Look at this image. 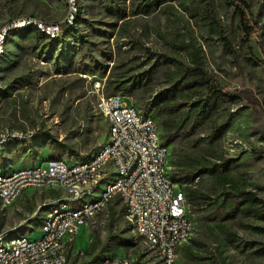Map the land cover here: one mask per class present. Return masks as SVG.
Instances as JSON below:
<instances>
[{
    "label": "rangeland",
    "instance_id": "1",
    "mask_svg": "<svg viewBox=\"0 0 264 264\" xmlns=\"http://www.w3.org/2000/svg\"><path fill=\"white\" fill-rule=\"evenodd\" d=\"M245 1L250 17L261 28L249 40L226 0H74L76 22L74 18L66 21V0H0V29L20 17L57 24L58 32L47 34L50 38L59 35L63 24L75 28L53 46L47 38L24 40L14 32L6 35L0 57V128L16 131L22 139L1 148L0 172L40 163L45 166L50 159L67 163L90 159L108 135V124L96 109L98 97L107 94V84L115 80H138L127 82L126 89L115 94L124 93L127 101L131 98L159 128L163 115L155 114L152 104L170 87V72L198 66L202 85L197 94L212 87L240 97L223 101L212 116L217 125H224L212 143L208 142L212 132L208 120L192 137L205 138L198 146L191 140L165 145L167 173L172 175L183 152L224 164L231 179L228 190L234 186L252 192L260 200L255 206L260 216L239 214L220 220L223 213L216 205L188 206L193 229L190 239L178 247L173 264H264V2ZM144 6L153 10L144 13ZM161 55L174 62H164ZM245 91L251 97L241 94ZM183 94L178 99L186 102L197 95L192 91ZM47 137L60 148L43 147ZM174 182L185 196L187 185L181 177ZM193 186L212 197L222 190L206 175L195 178ZM58 195L56 189L28 187L12 204L0 200V232L13 230L39 238L34 220H41L45 203ZM116 199L108 203L114 207L112 229L133 236ZM108 210L106 206L81 226L68 264H79L82 258L74 263L72 257L96 238L105 237ZM225 232L233 233L235 241L229 242ZM133 238L135 246L111 253L134 260L137 253H144L152 263L162 264L156 250L139 237ZM191 238L202 245L191 243ZM188 252L201 258L187 257Z\"/></svg>",
    "mask_w": 264,
    "mask_h": 264
},
{
    "label": "trees",
    "instance_id": "2",
    "mask_svg": "<svg viewBox=\"0 0 264 264\" xmlns=\"http://www.w3.org/2000/svg\"><path fill=\"white\" fill-rule=\"evenodd\" d=\"M191 2L193 0H190ZM230 6H232L239 18V25L243 31L246 40L258 35L260 29L257 26V22L253 20L249 13V5L245 0H226ZM264 2V0H263ZM153 10L150 6H144L142 12L150 13ZM78 16L75 15L74 22L77 21ZM75 28L69 24H63L60 27V33L56 37L50 38L49 35L41 31L35 24L29 23L24 29H12L7 34L8 36L12 33L14 36L20 35L21 39L24 40H40L49 39L48 45L53 46L57 44L61 39L69 36ZM164 58V62H174L172 58L161 55ZM199 67H180L175 71L170 72L169 77L172 80L170 87L161 92L160 97L154 100L152 107L154 108V113L158 116L163 115L159 130V138L163 145L171 144L177 140H191L195 146L199 143L205 141V138H198L196 140L192 139L195 132L200 124L204 121L210 120L212 132L209 136V143L218 139L223 131L222 124L217 125L216 121L212 119V116L220 107L221 103L225 100H236L240 97V94H233L227 92L226 90L216 89L209 87L205 93H198V87H201L202 82L199 78ZM130 82L138 83L135 77H132ZM127 80H115L112 83L107 84V94L114 95L115 92L119 90H125L127 87ZM187 91H192L196 97H193L189 102L180 101L179 97L185 96L183 93ZM245 97H251L249 92L245 91ZM122 96H125L122 93ZM158 126V125H157ZM7 143L8 144H11ZM43 147L49 148H60L59 143H53L49 141V137L44 139L42 142ZM176 169L173 170L170 176L171 180L174 182L177 177H181L182 182L187 185L184 195L188 206L191 208L216 205L217 208L221 210L223 216L220 220H227L229 218L235 217L236 215H256L255 208L256 203L260 200L252 192H245L237 187L230 188V175L226 172V167L224 164L212 161L206 158L204 155H190L183 152L177 161ZM208 176L214 180L215 185L221 188L220 195L212 197L210 192L203 191L199 188L192 187L195 178L202 176ZM117 200V199H116ZM108 215H109V227H107V233L105 237L100 239H95L88 244L85 250L81 254H76L72 257V262H76L78 258H82L79 264H92L95 263L99 258L105 255H115L116 253H111L114 249L118 248H129L135 246L134 238L131 235L124 236L125 230H113V214L114 207L109 204L107 205ZM40 224V218L34 220V225ZM129 227V226H128ZM259 229V228H257ZM225 238L229 242L235 241V236L231 232H225ZM190 239V238H189ZM191 243L200 246L202 245L196 239L191 238ZM188 246L187 248H189ZM179 250V249H178ZM187 257H198L196 254L188 252L185 254ZM137 264H156L152 263L149 259H146L144 253H137L136 256Z\"/></svg>",
    "mask_w": 264,
    "mask_h": 264
},
{
    "label": "bare ground",
    "instance_id": "3",
    "mask_svg": "<svg viewBox=\"0 0 264 264\" xmlns=\"http://www.w3.org/2000/svg\"><path fill=\"white\" fill-rule=\"evenodd\" d=\"M74 0H72L71 5V15L69 21H72L73 10H74ZM264 18V13H263ZM31 23L30 21H20L16 26H11L4 28L0 32V57L3 51V45L7 33L12 29H17L19 27H24ZM41 31L51 36H54L52 32L45 28L41 24H35ZM96 109L100 110V101H97ZM100 113V112H99ZM131 114L134 118L150 119L151 115L141 112L135 105L131 106ZM108 124V135L104 144L93 154V156L85 161H77L73 163H67L60 159H50L47 162L50 164L68 166V169H76V163L81 166H90L99 161L102 152L106 150L107 147H115V125L114 123ZM152 126L150 132V143L152 146H156L157 149L164 150L163 162L166 165H160V177L163 178L168 183H173L170 176L167 173V156L168 150L165 145H163L159 138L157 124L152 117ZM6 130L9 132H14V136H2L0 137V150L7 143L14 142L16 140L22 139V134L8 129L0 128V132ZM145 160V152H140V150L131 151V158L128 161V166H125L122 159L119 156H106V159L96 163V166L90 167L88 172L78 175L75 180L65 181L63 180V174H54V179H43L40 181H31L28 184L19 185L15 189V197L13 201L17 200L22 191L27 187L34 188H44V187H57L61 195H72L74 192H79V198L74 199V203H67L65 198H57L52 204H48L49 207L44 211L41 217V222L39 225V231L41 236L36 239H32L23 233H12L11 230H2L0 232V252L3 257H10L12 253L15 252L17 244L29 243L37 244V241H43V239L48 238V231H43L47 229H52L54 223L63 221V218L72 215H81L85 211L90 210V208H95L94 213L91 215H85L83 217V222H81V217H74L71 219V226H81L86 225L89 220L98 215L108 203H100V199L104 198L106 201H112L116 198L119 199V192L109 191V189L115 188L116 185H120V182L124 178H130V174L137 172L139 166L143 164ZM113 166V169H110ZM43 167L42 164H35L31 166H21L12 170L8 173L0 172V180L11 179L15 175L29 172L30 170ZM102 171H106L104 176ZM81 189H85L81 191ZM1 195V188H0ZM3 203H12L9 198H0ZM122 207L124 209V217L127 224L130 226L133 236L139 237L142 242L150 248L156 250L159 254L160 262L162 264H173L176 259V253L178 247L187 241L193 229L192 220L189 217V208L186 202L185 196L179 193V226L176 229V236H171L169 243L164 242L160 238L152 236L150 230L143 225L142 217L140 213L134 211V201L132 198H123L121 200ZM72 227H64L63 236H71ZM72 246V239L70 237H63L61 242L55 243V246H45L36 245L35 252L29 254H22V261H27L29 264H68L70 247ZM171 252V258L165 251ZM53 259V260H52ZM124 262H132L133 258L122 256ZM2 264V263H0ZM93 264H114L113 255H106L101 257L98 261ZM116 264H128V263H116Z\"/></svg>",
    "mask_w": 264,
    "mask_h": 264
},
{
    "label": "built area",
    "instance_id": "4",
    "mask_svg": "<svg viewBox=\"0 0 264 264\" xmlns=\"http://www.w3.org/2000/svg\"><path fill=\"white\" fill-rule=\"evenodd\" d=\"M66 1L68 5L66 21L68 22L71 15L72 0ZM20 21L41 24L49 29L52 34L58 32L57 24L48 25L41 20L28 17H20L10 21L7 26L0 29V32L4 28L16 26ZM125 98L126 96L119 94H101L98 97L100 114L107 123H114L115 125V147H107L106 144V150L102 152L99 161L105 160L106 156H119L123 161L125 170V166H128V161L131 158V151L140 150V152H145V160H143V164L139 166L137 172L130 174V178L122 179L120 185H116L115 188L109 189V191L119 192L120 202L123 198H132L134 211L141 214L142 223L150 230V234L169 243L171 236H176V229L179 226L180 187L177 184L168 183L160 177V165H166V163L163 162L164 150L157 149L156 146H152L150 143V132L151 127H153L152 116L150 119L134 118L131 114V106H134V103L131 98L128 97L129 101ZM2 136H14V132L3 130L0 132V137ZM24 136L29 137L26 133ZM96 163L90 166H81L76 163V169H68V166L46 162L43 167L17 174L11 179L0 180V198H9L13 201L15 189L19 185L28 184L31 181L42 182L43 179H54V174H63V180L66 182L75 180L76 176L88 172V169L96 166ZM110 169H113V166ZM105 174L106 171H102L101 176ZM83 190L85 189H81V191ZM57 198H65L67 203H74V199L79 198V192H74L72 195H59L49 200L48 204H52ZM100 203H111V201H106V199L102 198ZM94 211L95 208H90V210L85 211L81 215L63 218V221L54 223L52 229L43 230L48 231V238L43 239V241H37V244H17L15 252L10 257H3L0 252V263L29 264L27 261H22V254L35 252L36 245L55 246V243L61 242L63 237H70L73 246L81 229V224L80 226H71V219L81 217V222H83V217L91 215ZM64 227H72L71 236H63ZM165 252L168 258H171L170 250ZM113 260L114 264H137L136 260L124 262L122 256L117 254L113 255Z\"/></svg>",
    "mask_w": 264,
    "mask_h": 264
},
{
    "label": "crops",
    "instance_id": "5",
    "mask_svg": "<svg viewBox=\"0 0 264 264\" xmlns=\"http://www.w3.org/2000/svg\"><path fill=\"white\" fill-rule=\"evenodd\" d=\"M27 188H28V187H27ZM27 188H25V189L22 191V193H23L24 191L27 192ZM30 188H34V187H30ZM47 188L56 189L57 191L60 192V190H59L57 187H55V186H53V187H47ZM22 193H21V194H22ZM21 194H20V196H21ZM60 195H61V192H60ZM20 196H19V197H20ZM58 196H59V195H58ZM19 197H18V198H19ZM55 198H56V197H55ZM53 199H54V198H53ZM15 201H16V200H15ZM10 204H12V203H10ZM45 205H47V208L49 207L48 202L45 203ZM47 208H46V209H47ZM46 209H45V210H46ZM45 210H44V211H45ZM43 214H44V213H43ZM40 222H41V220H40ZM39 225H40V224H39ZM12 231H13V230H12ZM92 264H93V263H92Z\"/></svg>",
    "mask_w": 264,
    "mask_h": 264
}]
</instances>
